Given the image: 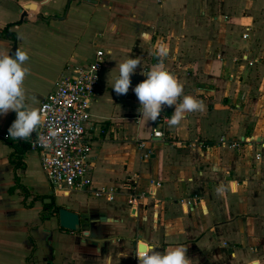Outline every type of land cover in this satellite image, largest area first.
<instances>
[{"label": "crops", "instance_id": "1", "mask_svg": "<svg viewBox=\"0 0 264 264\" xmlns=\"http://www.w3.org/2000/svg\"><path fill=\"white\" fill-rule=\"evenodd\" d=\"M18 48L29 55L25 90L36 108L63 75L106 53L86 137L93 185L115 197L56 196L40 153L3 137L16 112L0 115V264H135L141 243L159 252L187 246L192 264H264V0H0V51ZM129 57L141 64L118 95L112 86ZM160 62L205 105L166 124L162 139L140 120L134 92ZM139 141L151 158L142 160ZM74 194L67 207L88 220L81 233L27 207Z\"/></svg>", "mask_w": 264, "mask_h": 264}, {"label": "built area", "instance_id": "2", "mask_svg": "<svg viewBox=\"0 0 264 264\" xmlns=\"http://www.w3.org/2000/svg\"><path fill=\"white\" fill-rule=\"evenodd\" d=\"M157 2L162 3V0ZM249 31L248 29L244 35L245 39L249 38ZM105 59L106 53L98 51L88 65L75 67L72 74L63 75L40 105L43 111L38 133H32L28 140L22 139L31 150L40 153L42 169L56 196L66 197L74 191H89L95 197L114 200L113 188L96 189L93 185L90 177L93 148L86 137V126L91 121L90 110L98 96ZM244 59L247 60V56ZM250 65H254V62H250ZM168 118L161 114L154 121L153 138L164 137L163 127L167 124ZM3 137L10 138L9 134H4ZM146 142L137 143L139 151L142 152V160L149 159L152 155ZM241 144V142H234L230 144V147L240 148ZM151 186L159 187L161 183L153 180ZM139 198L140 196H132L130 202L134 208H137ZM185 203L193 209L192 201ZM135 264H139L137 253Z\"/></svg>", "mask_w": 264, "mask_h": 264}, {"label": "clouds", "instance_id": "3", "mask_svg": "<svg viewBox=\"0 0 264 264\" xmlns=\"http://www.w3.org/2000/svg\"><path fill=\"white\" fill-rule=\"evenodd\" d=\"M167 53L168 49L164 46L157 51L158 56H166ZM28 60V52L20 48L14 56L8 51H0V115H7L10 111L16 112L17 118L8 130L13 140H28L33 132H37L42 122L43 110L32 107L27 99L25 79L30 74ZM140 64L139 57H129L119 64V75L112 86L118 95L128 93L131 76ZM143 74L147 78L134 88L141 105L138 110L142 115L140 120L147 118L148 121L154 122L160 117L165 105L175 106L174 112L167 119L168 126L174 127L181 124L187 113L204 110L205 105L201 100L184 94V85L164 63L153 65ZM223 191V188L217 189L218 193L222 194ZM136 253L139 264H192V259L187 255L188 247L184 245L168 247L164 252L156 251L155 246L151 245L138 246ZM110 259L109 257V261ZM253 264L258 262L254 261Z\"/></svg>", "mask_w": 264, "mask_h": 264}, {"label": "water", "instance_id": "4", "mask_svg": "<svg viewBox=\"0 0 264 264\" xmlns=\"http://www.w3.org/2000/svg\"><path fill=\"white\" fill-rule=\"evenodd\" d=\"M27 15L23 16L22 22L25 21ZM11 38V37H10ZM45 204H52L53 200L47 199L45 200ZM50 220H54L57 223L59 229L66 230L69 232L81 233L82 226L88 222L87 219L82 218V216L71 210L69 207L65 205H58V203L54 202V206H52V210L49 212ZM88 234V233H86ZM141 247L147 246L144 243L140 244Z\"/></svg>", "mask_w": 264, "mask_h": 264}, {"label": "rangeland", "instance_id": "5", "mask_svg": "<svg viewBox=\"0 0 264 264\" xmlns=\"http://www.w3.org/2000/svg\"><path fill=\"white\" fill-rule=\"evenodd\" d=\"M80 196V198H82L84 201H86L87 200V198L83 195V194H81V195H79ZM76 197H78L76 194H74L73 196H71V198L70 199H61V198H57V203L59 202L61 205H65V206H68L69 204H71L75 199H77ZM29 202V205H27V207H38V212H40L41 211V209H42V201H39V202H36V203H32V201L30 200V201H28ZM96 202H98V201H96ZM60 204H58V205H60ZM35 216H37L36 214H34L33 212H27V213H25L24 214V217H26V218H31V217H35Z\"/></svg>", "mask_w": 264, "mask_h": 264}, {"label": "flooded vegetation", "instance_id": "6", "mask_svg": "<svg viewBox=\"0 0 264 264\" xmlns=\"http://www.w3.org/2000/svg\"><path fill=\"white\" fill-rule=\"evenodd\" d=\"M52 197V200H54L53 202H57L56 201V197H54V196H51ZM49 205V208H47L45 205L43 206V208H42V210H41V217H43V218H50V214H49V212L52 210V204H48Z\"/></svg>", "mask_w": 264, "mask_h": 264}, {"label": "trees", "instance_id": "7", "mask_svg": "<svg viewBox=\"0 0 264 264\" xmlns=\"http://www.w3.org/2000/svg\"><path fill=\"white\" fill-rule=\"evenodd\" d=\"M7 35L9 36V37H11V38H14V36L12 35V34H10V33H8L7 32ZM15 190H14V188H12L11 189V193H13ZM39 199H42V198H39V197H37V198H35V201H38ZM54 201V200H53ZM53 206H54V202H53ZM47 208H49V206H47ZM46 220V219H48V218H42V220Z\"/></svg>", "mask_w": 264, "mask_h": 264}]
</instances>
